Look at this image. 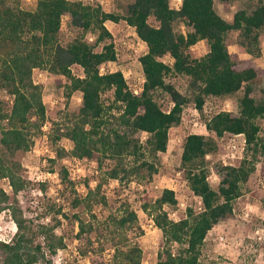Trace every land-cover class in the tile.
<instances>
[{"label": "trees", "instance_id": "obj_1", "mask_svg": "<svg viewBox=\"0 0 264 264\" xmlns=\"http://www.w3.org/2000/svg\"><path fill=\"white\" fill-rule=\"evenodd\" d=\"M64 16L77 34L62 43ZM121 20L133 27L146 45L139 56L144 81L138 93L131 90L121 70L100 72L102 64L117 57L106 22ZM178 20L189 27L186 33L175 31ZM88 31L95 34L93 42L85 38ZM231 33H235L236 45L258 57L264 33V0H257L250 11L236 10L230 21L216 11L214 0H181L177 8L170 0H133L124 13L82 0H36L33 10L23 9L19 0H0V91L11 96L8 107L0 99V182L6 180L11 188L8 192L0 185V212L8 211L15 225L10 239L0 241V264H53V256L66 245L64 235L56 232L59 219L34 225L18 205L17 196L26 188V180L21 163L12 156L31 149L46 120L43 86L34 81V69L65 78L66 103L75 91L81 93L80 107L66 114L63 122H54L55 132L50 137L53 142L67 138L72 143L69 149L57 146L56 158L97 162L99 176L94 185L84 178L85 194L77 193L66 168L61 170V182L74 194L71 206L82 207L90 217L72 214L77 226L75 238L86 239L89 246L101 236L109 240L113 251L107 264H142V249L129 235L135 231L142 234L143 229L127 201L97 220L94 206L107 205L102 186L109 180L128 184L143 167L156 171L146 158L155 159L166 151L169 129L180 123L185 105L192 103L201 113L209 96L231 95L243 89L236 113L221 110L204 122L216 137L229 133L243 134L245 139L239 163L221 164L216 189L208 181L206 163V155L217 148L215 139L200 133L184 137L180 165L189 188L201 201L200 209L187 206L183 217L171 218L165 206L178 202L171 188H163L154 200L145 196L141 202V209L161 231L155 264H205L200 255L208 232L232 214L242 185L257 164L264 163V135L258 122L264 117V100L258 101L253 92L257 72L252 67H236L227 43ZM200 40L206 41L208 50L192 58L188 49ZM164 56L172 61H164ZM74 65L82 69V75L73 72ZM171 75L185 77L184 91L167 79ZM161 97L172 103L169 109L162 108ZM142 132L146 133L144 140ZM105 160L110 164L104 168ZM56 212L68 217L60 208ZM97 232L95 240L90 235ZM99 245L102 251V243ZM87 251L80 248L78 253L85 255Z\"/></svg>", "mask_w": 264, "mask_h": 264}, {"label": "rangeland", "instance_id": "obj_2", "mask_svg": "<svg viewBox=\"0 0 264 264\" xmlns=\"http://www.w3.org/2000/svg\"><path fill=\"white\" fill-rule=\"evenodd\" d=\"M83 2H99L106 11L124 13L126 5L133 0H82ZM180 0H170L173 7L180 6ZM257 0H214L216 11L225 19L231 20L233 13L238 9L250 11ZM23 9H34L36 0H19ZM151 22L153 19H150ZM60 30L62 43L73 38L77 31L69 26L68 17H63ZM107 28L111 31L116 46L117 57L115 61L102 64L103 72L121 70L124 77L133 91H140L144 81L139 56L146 51V45L135 34L134 28L125 21L118 23L106 22ZM176 32L186 33L189 27L181 21L174 23ZM88 42H93L95 34L88 31L85 34ZM235 33L228 38V49L232 58L236 61L238 69L252 67L257 72V79L253 83L255 98L264 100V33L260 36L261 54L252 57L234 43ZM97 50L100 46L96 47ZM208 50L205 40L198 41L188 49L192 58H199ZM163 60L171 62L169 56ZM72 70L77 75H82V69L74 65ZM175 86L184 91L186 79L182 75H171L167 77ZM34 80L43 86L42 98L46 106V120L42 131L34 139V144L27 152H17L12 158L21 163L23 174L26 180V188L18 196V205L23 215L29 218L35 225L38 223L52 224L55 218L60 220L56 227L57 233H62L65 240V248L60 249L53 256V264H107L112 255L111 243L104 237L98 240L99 232L90 236L96 238L89 246L86 239L77 240L75 233L77 226L73 213L80 212L82 216L90 219L82 207L73 208L71 199L74 194L71 189L61 182V170L66 168L68 178L75 182L78 194H85L84 178H87L90 185H94L99 176L97 162L95 160H78L70 156L56 158V147L64 146L71 148L72 143L67 138H61L57 142L51 141V134L55 132L54 122H63L65 115L75 113L81 105V93L75 91L66 103L63 95V84L65 78L46 71L35 72ZM243 89L226 96H209L204 104L203 112L189 103L184 106L179 124L169 129V140L167 149L157 154L155 159L146 158L154 163L156 171L150 172L145 167L140 169V174L132 178L128 184H120L117 180H109L102 186V191L107 198V205L94 206L93 212L97 220H103L106 215L114 211L122 201H127L137 212L139 224L143 229L142 234L131 232L130 238L136 241L142 249V264H155L158 245L161 238V231L155 227L150 217L141 209L143 197L154 200L163 188H171L177 197L176 206H165L168 214L174 220L184 216L185 208L192 206L198 210L201 201L194 195L184 177L180 165V153L184 137L189 133L204 134L208 138H214L217 148L206 155V163L209 168L208 181L212 188L216 189L220 180L219 170L221 164L231 163L237 165L244 154L242 149V137L225 133L222 137H216L205 128L204 122L213 114L221 110H229L234 113L238 110V99ZM107 95L104 96L106 98ZM0 99L8 107L11 103V96L0 91ZM163 109H169L171 102L167 97L160 100ZM260 134L264 135V117L259 118ZM141 140H144L146 133H140ZM54 160L51 162L50 160ZM132 160V159H131ZM110 161L105 160L103 167L109 166ZM150 172V173H149ZM0 185L11 191L6 180ZM53 206V207H51ZM60 208L68 215L67 218L56 212ZM264 222V163L260 161L255 171L247 182L242 185V195L234 201L232 214L217 223L207 234L201 249L200 260L205 264H264V240L258 239L256 230L263 227ZM15 230V225L8 211L0 212V237L10 239ZM98 235V236H97ZM222 237V239H220ZM41 240V238H38ZM102 243V251L98 248ZM80 248L88 249L87 254L79 255ZM92 248V249H91ZM1 261V256H0Z\"/></svg>", "mask_w": 264, "mask_h": 264}, {"label": "built area", "instance_id": "obj_3", "mask_svg": "<svg viewBox=\"0 0 264 264\" xmlns=\"http://www.w3.org/2000/svg\"><path fill=\"white\" fill-rule=\"evenodd\" d=\"M181 1V0H180ZM181 3V2H180ZM177 8V7H176ZM35 72H38V73H41V72H44L42 70H39V69H34V72H33V79H34V75H35ZM100 72H103V67L101 65L100 67ZM35 81V80H34ZM36 82V81H35ZM134 93H137V91H133ZM234 136H241L242 137V143H241V146H242V149L244 150V144H245V139H244V135L243 134H233ZM226 163H224L225 165ZM227 164H231V163H227ZM233 165V164H232ZM9 186V185H8ZM10 187V186H9ZM201 207V206H200ZM199 207V209H200ZM151 220V218H150ZM153 222V221H152ZM256 233L258 234V239H261V240H264V229L263 227L259 228L258 230H256ZM220 239H222V237H220ZM9 239H4L2 237H0V241H8ZM34 264H43V263H34ZM66 264V263H65Z\"/></svg>", "mask_w": 264, "mask_h": 264}, {"label": "crops", "instance_id": "obj_4", "mask_svg": "<svg viewBox=\"0 0 264 264\" xmlns=\"http://www.w3.org/2000/svg\"><path fill=\"white\" fill-rule=\"evenodd\" d=\"M35 8V7H34ZM31 10H33V9H31ZM201 41H203V40H201Z\"/></svg>", "mask_w": 264, "mask_h": 264}]
</instances>
